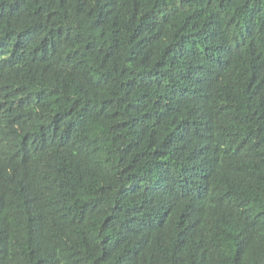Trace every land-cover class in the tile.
<instances>
[{
    "label": "trees",
    "instance_id": "trees-1",
    "mask_svg": "<svg viewBox=\"0 0 264 264\" xmlns=\"http://www.w3.org/2000/svg\"><path fill=\"white\" fill-rule=\"evenodd\" d=\"M0 264H264V0H0Z\"/></svg>",
    "mask_w": 264,
    "mask_h": 264
}]
</instances>
